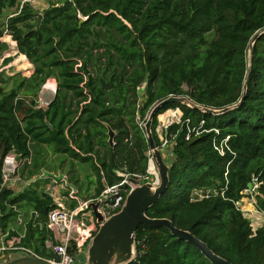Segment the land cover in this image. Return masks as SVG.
Returning <instances> with one entry per match:
<instances>
[{
	"label": "trees",
	"instance_id": "trees-1",
	"mask_svg": "<svg viewBox=\"0 0 264 264\" xmlns=\"http://www.w3.org/2000/svg\"><path fill=\"white\" fill-rule=\"evenodd\" d=\"M49 2L42 14L50 12L34 30L40 12L30 0L0 1V17L11 11L0 23V38L7 31L17 43L23 69L29 70L31 63L35 68L29 78L0 73V189L5 156L16 151L29 159L34 145L69 157L72 167L91 162L98 183L91 200H97L104 185L123 180L117 171L147 174L149 144L141 123L159 102L186 96L223 110L241 101L248 80L244 102L224 114L175 103L159 110L153 122L158 147V117L175 108L183 116L167 132L174 157L169 187L147 215L171 220L232 264H264V226L254 232L238 207L248 184L257 182L256 208L264 214V34L253 47L248 72L250 44L264 30V0ZM111 10L132 27L116 14H106ZM50 79L58 84L55 96L48 108H38L40 90ZM10 81L13 86L7 89ZM30 95L35 100L28 102ZM202 121L196 134L193 130ZM105 124L116 132L114 146L108 143ZM228 136L229 149L222 156L214 141ZM37 154L41 157L34 156L31 165H46V158ZM164 159L168 164L165 154ZM29 166L24 164L23 171ZM37 185L39 181L23 192L7 189L0 195V229L14 236L10 229L17 210L34 211L20 246L50 259L48 215L54 199L36 191ZM196 191L203 197H195ZM77 207L72 200L69 208ZM135 233L136 257L128 264H213L167 228L141 225Z\"/></svg>",
	"mask_w": 264,
	"mask_h": 264
},
{
	"label": "water",
	"instance_id": "water-1",
	"mask_svg": "<svg viewBox=\"0 0 264 264\" xmlns=\"http://www.w3.org/2000/svg\"><path fill=\"white\" fill-rule=\"evenodd\" d=\"M1 1V0H0ZM50 10H47L44 14H38V22L36 30L40 25L44 18L45 14H48ZM116 14L119 19L123 20L125 25L131 28V24L124 20L122 16L118 15V13L114 10H111L106 14ZM87 19H81V23L86 21ZM264 34V30L257 33L250 44V49L248 53L249 57V67L248 72H250L252 66V56H253V47L257 41V39ZM101 83L103 86H107L108 89L111 86L105 82L104 79H101ZM247 84L248 80H246L244 84V92L241 101L233 105L231 107L225 108L223 110H215L212 108L204 107L196 104L190 98L186 96H170L167 99L159 102L150 112L147 121L144 125V130L147 138V142L149 144V150L152 154L153 164L155 169H157L159 183L158 185H154L151 182H147L141 184L135 178H130V182L133 185V188L128 193L125 203L122 209L112 215L109 219H105L103 213L100 211L102 204H104L107 200L106 196H102L98 200L89 201L87 203V208L91 210L93 213L97 224L99 225L98 231L92 237L89 247L87 259L84 264H128L135 259L136 256V230L139 226L145 225L150 228H167L171 231V233L181 239L188 242L193 243L213 264H232L224 258L215 254L206 243L202 242L196 236L188 231L181 230L177 228L174 223L169 219H152L147 215L148 210L155 205V203L160 199V197L167 191L170 183L169 178V165L166 163L163 152L159 149L153 134V122L158 114L159 110L163 108L167 104L175 103L180 104L185 107L199 110L205 114L212 115H221L230 110L238 108L245 100V96L247 94ZM47 126L52 129L53 126L46 121ZM108 129V143L110 146H114V139L116 136V132L108 125L105 124ZM151 167V166H149ZM52 177L56 178L59 181H64V175H56L47 171H43L42 176H36L30 180H28L27 188L35 183L37 180L41 178ZM69 188L76 190V187L73 184H67ZM105 188L107 185H104ZM253 188V184H248V190ZM7 187H2L0 190V195L7 191ZM48 249L50 250L51 259L55 262H59V257L55 254V252L50 248V244L48 243ZM5 264H51L44 259H41L36 256H30L24 254L10 262Z\"/></svg>",
	"mask_w": 264,
	"mask_h": 264
},
{
	"label": "built area",
	"instance_id": "built-area-1",
	"mask_svg": "<svg viewBox=\"0 0 264 264\" xmlns=\"http://www.w3.org/2000/svg\"><path fill=\"white\" fill-rule=\"evenodd\" d=\"M7 35L9 38H12V36L9 35L8 32L6 31L5 36ZM44 89H48L47 85L44 86ZM56 90H57L56 86H53L51 88V91L54 93H56ZM50 102L51 101H47L43 97V91H41L37 99V107L41 109H46L48 108ZM166 112H168L169 114L168 118L165 120L162 126H159L161 119H159L158 117V126H157V133L159 128L162 129V134L161 135L158 134V136L161 142L159 149L163 153L167 151H171L172 142L167 133L169 128L173 125L181 124L182 116H183V113L179 108L169 109ZM141 125L144 128L145 122H142ZM203 125H204V121H202L200 126L198 128H195L193 132H195L196 134H200V129L203 127ZM215 132L219 135V130H215ZM190 137L191 136L188 135L187 140H189ZM229 139L230 137L228 136L222 140L216 139L214 141L215 149L222 156L225 155V149L226 148L229 149L228 147ZM148 157H149V166H151L153 160L150 150L148 151ZM26 163L30 164V158L23 159L21 155L16 151H12L8 153L3 161L1 188L2 187L9 188L10 186H12L13 182L15 183L16 181H18L19 169L22 166H24V164ZM116 173L118 176L122 177L123 180L116 185L107 186L105 188V191L101 195V197L102 196L107 197L106 202L102 204L100 208V211L103 213L105 219H109L112 215L118 213L122 209L128 193L133 188V185L129 180L131 177L140 181L141 184L151 182L154 185H158L159 183L158 173L156 169L155 171L152 172L151 167H149L146 175H141V174L131 175L122 171H117ZM254 189L255 188L253 187L251 190L254 191ZM196 192H199L196 193L198 197L200 198L203 197V193L201 191H196ZM70 197L72 199H77V197H75V192H71ZM89 201H93V200H89ZM89 201L84 202L80 207H77L75 209L66 208L65 205L56 203L54 201L55 208H53L48 215V227L53 233V239H50L47 242V245L48 243L50 244V248L59 257V262L55 263L51 258L44 260H46L51 264H84V261L82 260V258H80V254L82 253V247L84 246V242H88V240H90L92 236L95 235L96 231H98L97 229L99 226L96 222L93 213L91 212L90 209L87 208V203ZM84 207L87 209L86 212L82 210ZM93 227L96 228V230H93ZM5 235L8 236L9 233ZM7 236H3V237H7ZM9 251H21L24 254L39 257L33 251L21 247L20 239H16V238L5 240L4 243L0 244V254Z\"/></svg>",
	"mask_w": 264,
	"mask_h": 264
},
{
	"label": "rangeland",
	"instance_id": "rangeland-1",
	"mask_svg": "<svg viewBox=\"0 0 264 264\" xmlns=\"http://www.w3.org/2000/svg\"><path fill=\"white\" fill-rule=\"evenodd\" d=\"M49 1H56V0H30V2L38 9V11L40 13H43L44 10L49 8V6H50ZM10 13H11L10 10H6L5 14L0 17V23H3L6 20V18L9 16ZM6 39H8V41H9V42H5L7 45V49H2L0 46V73L5 74L6 77H13L15 75H20L22 78H29L34 73V69H35L34 65L26 58L31 63L32 69L31 70L23 69V67H22L23 66V60L20 59L21 55H19L17 53L14 54V52H16L18 49H12L11 48L12 47L11 43H12V41H14L13 38H6ZM10 57L12 58V62H14V61L16 62L13 65L10 64L11 66L8 63H5L6 59H8ZM46 85H47V87H49L48 89H44V86H46ZM12 86H13V83L11 81L6 85L7 89L12 88ZM44 86L40 90V93H41V91H43V97L47 101H51L55 96V93L51 91V88L53 86H56V88H57L58 84H57L56 80L50 79L47 81V83ZM21 96H24V95H21ZM27 100H28V102H31L32 100H35V96L30 95L29 97H27ZM168 116H169L168 112H165L164 114L159 116V119H161L159 126H162L164 124V122L168 118ZM158 134H160V135L162 134L161 128L158 129ZM32 151L34 152V155L38 156V157H41V155H38L35 151H39L42 155L43 154L46 155V153H47V155H52V157L49 158V160H48V164L51 166L52 165L53 166L61 165L65 162L66 159H70L69 157H66L65 155H62V154H54L51 147L40 148V147L32 145ZM164 154L168 156L169 161H167V162H169L168 165H170L174 161V157L172 155V152L167 151ZM164 154H163V156H164ZM91 164H92L91 162L86 163V164H80L83 167L82 169H83V174H84V180L82 182L75 181V183H76L77 187L80 189L79 196L81 198H83L84 195H86V194H89V193L91 194L94 186H98V183L95 182L94 178L91 176V173H90V169L92 167ZM156 171H157V169H156ZM257 186H258L257 182H254V186H253L255 188L254 191L253 190L245 191L244 192L245 198H243L238 203V207H240L244 216L250 220L253 231H256V230H258L264 226V214L257 210L256 199L253 197V195L256 193L255 191L257 189ZM196 193H199V192L194 193L195 197L198 196ZM71 203H72V200L69 199V201H66V206L67 207L70 206ZM82 210L85 212L87 211V209L85 207ZM96 228H97V226H96ZM96 228L93 227V230H96ZM91 239L88 240V242H84V246L82 247V253L80 254V258H82L84 263L86 262V259H87L88 247H89ZM9 252H15V253H9V254H11V260H10V257L9 258L7 257L8 262L16 259L17 256L19 257L20 255H23V254H20L19 251H9ZM16 252H18V253H16ZM3 254L4 253L0 254V257ZM0 264H2V262Z\"/></svg>",
	"mask_w": 264,
	"mask_h": 264
},
{
	"label": "crops",
	"instance_id": "crops-1",
	"mask_svg": "<svg viewBox=\"0 0 264 264\" xmlns=\"http://www.w3.org/2000/svg\"><path fill=\"white\" fill-rule=\"evenodd\" d=\"M6 38H9V37L4 36V38L0 39V46H2L3 44L6 45L5 42H9L8 39H6ZM11 46H12L11 47L12 49H17V43L16 42L12 41ZM16 53L18 54V50L16 52H14V54H16ZM19 55H21V54H19ZM15 63H16L15 61L14 62L10 61L8 64L13 65ZM29 68H30L29 70L32 69V67H29ZM35 152L38 153V151H35ZM34 156H35L34 152L32 151V156L30 158V166L25 171H23L24 166H22L19 169V172H18L19 180L16 181L15 183L13 182L12 186H10L8 189H12L15 193L23 192L24 190L29 189L34 184V183L31 184L27 188L28 180H30L36 176H42L43 171H47V172H50V173H53L56 175L63 174L65 180L59 181L56 178H52V177L41 178V179L37 180V181H39V185L34 187V189L36 191H38L39 193H42V192L47 193L48 195H50L54 199V201L56 203H60V204H63L66 206V201H69V199H70V200L77 201L78 207H80L84 202L91 200V197H93L95 195L96 186H94L91 194L90 193L86 194V195H84L83 198H81L79 196L80 189L76 186L75 181L82 182L84 180V174H83V169H82L83 167L79 163L75 162V164L72 167L71 160L66 159L65 162L61 165H55V166L52 165L51 166L48 164V160H49V158L52 157V155H47V153H46V155L43 154V156L47 159L46 165L40 164V167H39V165L38 166L31 165ZM31 171H37L38 174H35L33 177L29 178L28 174ZM90 173H91V176L94 178V180H96V177L94 176V173L92 172L91 169H90ZM68 183L73 184L76 187V190L74 191L73 189L69 188V186L67 185ZM71 192H75V197H77V199H72L70 197ZM66 193H68V196H66ZM67 208H69V206ZM17 212H18V215L14 219V221L11 225V229H10L11 232L15 233V235L14 236L2 235V232L0 229V244L4 243L5 240L13 239V238L20 239V242H21V238L24 237V235L26 234L27 222L32 218L33 215H35V212L32 210H29L27 208H24V207L21 209H18ZM3 236H7V237H3ZM9 253H15V252H5L0 257V263L1 262H2V264L7 263L9 257L11 260V254H9ZM16 253H18V252H16ZM19 253L24 255V253H22L21 251H19ZM20 256H22V255H20ZM17 258H18V256H17Z\"/></svg>",
	"mask_w": 264,
	"mask_h": 264
},
{
	"label": "bare ground",
	"instance_id": "bare-ground-1",
	"mask_svg": "<svg viewBox=\"0 0 264 264\" xmlns=\"http://www.w3.org/2000/svg\"><path fill=\"white\" fill-rule=\"evenodd\" d=\"M48 88H49V87H48ZM151 171H152V172L155 171V166H154L153 163L151 164Z\"/></svg>",
	"mask_w": 264,
	"mask_h": 264
}]
</instances>
